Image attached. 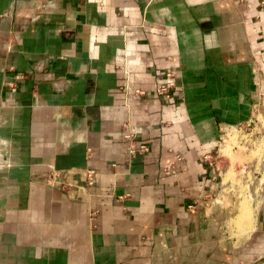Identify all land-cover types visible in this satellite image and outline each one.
Wrapping results in <instances>:
<instances>
[{
    "label": "crops",
    "instance_id": "crops-1",
    "mask_svg": "<svg viewBox=\"0 0 264 264\" xmlns=\"http://www.w3.org/2000/svg\"><path fill=\"white\" fill-rule=\"evenodd\" d=\"M256 109L261 0H0V264H264V204L203 159ZM125 120L149 152L127 156ZM49 169L80 195L33 178Z\"/></svg>",
    "mask_w": 264,
    "mask_h": 264
},
{
    "label": "built area",
    "instance_id": "built-area-1",
    "mask_svg": "<svg viewBox=\"0 0 264 264\" xmlns=\"http://www.w3.org/2000/svg\"><path fill=\"white\" fill-rule=\"evenodd\" d=\"M261 2L262 4H264V0H261ZM166 76L170 77L171 73H167ZM56 86H59V84L58 85L56 84ZM127 93H128V87H127V84L125 83L123 86L125 105L127 103L126 102ZM132 93L135 95H139V96H150L151 95L150 92H145L139 89H133ZM153 93L161 97L165 101H169L173 97V91H172L171 86L164 82L157 84ZM259 116L264 117V115L259 111V109H256L254 116L247 124L242 125L234 130L240 131L241 129L248 127L252 122H254L255 125L253 126V128H256L257 132L255 134L256 136H254L255 137L254 139L256 140L253 141L252 145L253 147H255V150L258 148V150H256L258 152V157H256L257 158L256 160L257 162H260L259 165L262 169V173H264V126H261L262 125L260 122L261 118ZM146 125H147L146 126L147 130L152 129V126L154 125V121L150 120L148 123H146ZM122 128H123L122 139L124 141V148L129 158L134 157L135 155H142V154L149 152L150 146H149L148 139L140 136L139 129L135 125H133L129 120H125L122 123ZM86 152L88 154L89 149H86ZM217 153L219 154V149ZM215 155L216 154H210V153L205 154L203 159L208 164L213 176L217 179L218 177L220 178L219 182L222 186V176L220 174V170L218 168V162H217L218 156L217 155L215 156ZM181 158L182 157L179 154H177L175 156L174 161L168 162L162 166V172L166 175L176 173L177 168H176L175 162L180 161ZM249 167H247V165H244L243 168L241 169L243 173L240 174V177L242 178L243 181H241V178L238 176L237 177L238 181H235V182L236 184H238L239 182L242 183L245 186V188H243V185L240 184L239 187H242V192H245L246 194L250 195V198L251 199L253 198V200H256L257 198L255 196H252L253 193L258 192V194L263 200V203L260 204V206H258L259 208L264 204V180H263L264 175L261 173V175L259 176L260 178H258L255 175L253 177L252 175H250L251 171H249L248 169ZM68 172H69L68 170L57 171L54 169H49V170L39 173L38 175H34L33 178L40 179L49 185L58 186L60 189H63L66 191H72L74 192V196L80 195L81 191H79V189L80 188L83 189L84 185L90 186L93 183L94 171L91 168H85L82 170L83 183H84L83 186H79L75 182V180L69 179ZM256 177L259 180H257ZM231 187L228 189V191L235 193L237 196L239 193H236L234 189ZM211 201L212 199L209 196H206V198H204L201 202L196 201L190 204L188 207H189L190 212L194 214L196 212V209L199 206L208 205ZM89 216L90 218H93L94 213L91 212Z\"/></svg>",
    "mask_w": 264,
    "mask_h": 264
},
{
    "label": "rangeland",
    "instance_id": "rangeland-1",
    "mask_svg": "<svg viewBox=\"0 0 264 264\" xmlns=\"http://www.w3.org/2000/svg\"><path fill=\"white\" fill-rule=\"evenodd\" d=\"M263 123H264V121H263ZM254 125H255L254 122H252L248 127H245L243 129H241L240 131L234 130V129H233V131H229L230 133L235 131V133L237 134L236 138H237V141H238V145H239V147L243 148V149H240L237 145H234L233 149H232L233 155L237 158L236 159L237 161L235 162L236 164L235 163L233 164V165H235V170H236L235 178H237L238 176L240 177V174L243 173L241 169L243 168L244 165H247V167L250 166L248 169H249V171H251L250 175H252L253 177L255 175L258 178H260L259 176L262 173V169H261V167L259 165L260 162H257V160H256L257 159L256 157H258V152H256V150H258V148L255 150V147H253V145H252L253 141L256 140V139H254L255 138L254 136H256L255 134L257 132V129L253 128ZM223 144L224 143L222 141L221 145H220V149H219V154L216 153V155L218 156V161L217 162H218V168L220 170L221 176L228 169V167L231 164V160L226 155L222 154V150L221 149L223 148ZM262 174L264 175V173H262ZM257 177H256V179H257ZM257 180H259V179H257ZM218 181H220L219 177H218ZM241 181H243L242 178H241ZM240 184H241L240 182L238 184H236V182H234L231 185L232 187L231 186L228 187V189L230 187L233 188V189L235 188L234 191L236 193H237V191H239L238 192L239 193L238 196H236V202H238L240 200V196L239 195H241L243 193L242 192V187H239ZM223 186L224 185L222 184L221 187H223ZM243 188H245L244 185H243ZM223 190H224V188H223ZM226 190L227 189H225L224 191H226ZM252 196L257 197L255 201L253 200V198L251 199V201L252 200L254 201V203H253V201H252V203H253V206H254L253 210H255V209L258 208V206H260V204L263 203V200L260 197V195L258 194V192L253 193ZM258 198H260V199H258ZM241 200H242L243 203H245V204L247 203V205L250 203L248 201V199H246V198L245 199L241 198ZM243 208H244V206H243ZM240 217H241V215H240Z\"/></svg>",
    "mask_w": 264,
    "mask_h": 264
},
{
    "label": "bare ground",
    "instance_id": "bare-ground-1",
    "mask_svg": "<svg viewBox=\"0 0 264 264\" xmlns=\"http://www.w3.org/2000/svg\"><path fill=\"white\" fill-rule=\"evenodd\" d=\"M261 118L260 122H261V126H264V117L263 116H259ZM237 134L234 132L232 133H229L226 138L223 140V148L221 149L222 150V154L223 155H226L230 160H231V164L230 166L228 167V169L222 174V184L224 185L222 187V189L224 188L228 190V187L231 186V184H233L235 181H238L237 178H235V175H236V170H235V165H233L237 160V158L233 155L232 153V149H233V146L234 145H238V141H237ZM240 149H243L242 147H239ZM257 152V151H256ZM240 162V161H239ZM236 164V163H235ZM242 184V183H241ZM235 189V188H234ZM239 190V189H238ZM239 191H237L238 193ZM238 196V195H237ZM240 197L242 198H246L248 199V201L252 202L251 201V198H250V195L246 194L245 192H243ZM260 199V198H258ZM255 201V200H254ZM242 209V207H240ZM242 213H241V217L239 218V221H243L246 219L247 217V213H246V210L245 209H242Z\"/></svg>",
    "mask_w": 264,
    "mask_h": 264
}]
</instances>
